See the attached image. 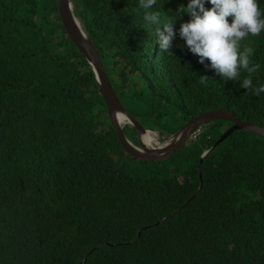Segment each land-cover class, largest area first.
Listing matches in <instances>:
<instances>
[{"label": "trees", "instance_id": "16d2710c", "mask_svg": "<svg viewBox=\"0 0 264 264\" xmlns=\"http://www.w3.org/2000/svg\"><path fill=\"white\" fill-rule=\"evenodd\" d=\"M71 1L128 113L147 97L169 135L218 108L264 127V93L240 87L248 73L223 80L179 37L189 0L153 8L173 22L172 54L139 0ZM240 46L254 49L253 86L264 85V30ZM231 125L206 124L165 163L134 160L57 0H0V264H264V138L234 131L199 162ZM123 132L138 144L133 127Z\"/></svg>", "mask_w": 264, "mask_h": 264}, {"label": "clouds", "instance_id": "9594fccd", "mask_svg": "<svg viewBox=\"0 0 264 264\" xmlns=\"http://www.w3.org/2000/svg\"><path fill=\"white\" fill-rule=\"evenodd\" d=\"M211 8H205V0H189L187 7L181 6L178 11L186 12L191 20L182 23L179 37L188 50L196 55L198 63L210 62L211 67L223 80H240L241 73H248L243 78L240 87L251 89L255 96L264 93V85L253 86L252 74L260 65L253 63L254 49L244 47L241 50L240 41L251 36H257L264 30V13L258 0H207ZM157 0H139L137 14L143 13V20L156 26L155 36L158 39L160 51L171 53L173 41L177 32L174 31L172 20L165 17L162 21L159 10L153 11ZM165 16V15H164ZM228 17H232L229 23ZM201 84H207L209 78L201 76ZM123 118V117H121Z\"/></svg>", "mask_w": 264, "mask_h": 264}, {"label": "water", "instance_id": "95a60500", "mask_svg": "<svg viewBox=\"0 0 264 264\" xmlns=\"http://www.w3.org/2000/svg\"><path fill=\"white\" fill-rule=\"evenodd\" d=\"M58 15L61 25L74 45L77 51L84 57L87 63L90 65L95 80L98 85L99 94L104 100L106 106V112L109 122L115 131L118 142L125 152L130 155L134 160L137 161H148V162H163L169 158V156L182 149L190 140V135L206 124L223 120L228 121L232 125L222 132L220 137L213 143V145L205 150L199 159L201 163L205 157L210 155L213 150L230 134L234 131L244 130L250 132L254 135L264 138V127H260L256 124L250 123L248 121H241L237 119L234 114L227 108H218L210 111H205L185 123L180 129L167 138H163L162 142L154 143L150 145H144L141 141V134L146 131L154 130L143 128L121 105L119 102L113 88L109 82L108 76L102 66L98 51L90 40L88 34L83 30L79 20L75 17L73 13V5L71 0H57ZM117 112L123 113L126 116L127 121L121 125L117 119ZM129 125L136 130V137L138 144L132 143L124 134L123 127ZM156 135V133H155ZM161 137V134H158ZM177 137V139L168 145H163L167 140ZM198 177L201 178L200 169L198 168ZM201 188V183L191 197V199L197 194ZM178 210L174 211L171 215L175 214ZM167 217L158 221L157 224L165 220ZM140 231L138 232V235ZM85 262V259L81 262Z\"/></svg>", "mask_w": 264, "mask_h": 264}, {"label": "rangeland", "instance_id": "374dc122", "mask_svg": "<svg viewBox=\"0 0 264 264\" xmlns=\"http://www.w3.org/2000/svg\"><path fill=\"white\" fill-rule=\"evenodd\" d=\"M157 104L153 100H149L146 97V100L142 103H127V109L129 110V114L145 129L154 130L156 135L155 138L157 142L161 143L163 138H167L170 135V132L173 131L174 124H166L167 117L157 119L158 117V109L156 108ZM158 134H161V137H158ZM172 135V134H171ZM154 144V143H152ZM173 154V153H172ZM171 154V155H172ZM170 155V156H171ZM166 161V160H165ZM163 161L162 163H165ZM176 163H174L175 165ZM170 166L173 167L172 164Z\"/></svg>", "mask_w": 264, "mask_h": 264}, {"label": "bare ground", "instance_id": "6f19581e", "mask_svg": "<svg viewBox=\"0 0 264 264\" xmlns=\"http://www.w3.org/2000/svg\"><path fill=\"white\" fill-rule=\"evenodd\" d=\"M118 121L120 122L121 125H123L126 121L127 118L123 113L117 112L116 114ZM123 117V118H121ZM177 137L172 138L171 140H167L163 145H168L170 143H173ZM141 141L144 145H150L152 143H157V140L155 138V133L152 131H146L141 134Z\"/></svg>", "mask_w": 264, "mask_h": 264}, {"label": "built area", "instance_id": "2783aa9c", "mask_svg": "<svg viewBox=\"0 0 264 264\" xmlns=\"http://www.w3.org/2000/svg\"><path fill=\"white\" fill-rule=\"evenodd\" d=\"M200 131V129L196 130L195 132H193L191 135H190V140L195 138L196 134Z\"/></svg>", "mask_w": 264, "mask_h": 264}]
</instances>
